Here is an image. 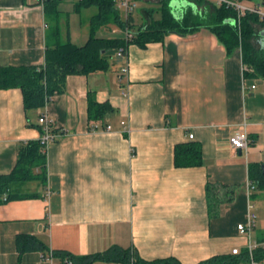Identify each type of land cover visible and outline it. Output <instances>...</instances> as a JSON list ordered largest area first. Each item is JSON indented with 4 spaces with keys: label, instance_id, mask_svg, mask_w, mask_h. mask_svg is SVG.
Masks as SVG:
<instances>
[{
    "label": "crops",
    "instance_id": "1",
    "mask_svg": "<svg viewBox=\"0 0 264 264\" xmlns=\"http://www.w3.org/2000/svg\"><path fill=\"white\" fill-rule=\"evenodd\" d=\"M171 8L178 17L202 9L189 0ZM151 10L143 11L147 21ZM47 17L41 0H0V65L45 64L56 42ZM252 43L264 47V28ZM244 65L241 48L228 51L203 27L129 44L107 70L68 76L42 108L26 110L20 88L0 89V176L15 167L21 143L41 137L42 114L65 131L47 149L46 185L25 190L39 195L0 204V264H73L55 251L87 255L114 245L146 260L197 264L261 246L264 188L249 167L264 166V77ZM91 96L109 104L100 118L89 119ZM237 130L248 134L247 150L230 144ZM191 142L201 145L203 163L177 166L176 147ZM251 214L250 234L240 232ZM20 233L46 248L20 253Z\"/></svg>",
    "mask_w": 264,
    "mask_h": 264
},
{
    "label": "trees",
    "instance_id": "2",
    "mask_svg": "<svg viewBox=\"0 0 264 264\" xmlns=\"http://www.w3.org/2000/svg\"><path fill=\"white\" fill-rule=\"evenodd\" d=\"M172 0H158L161 16L151 18L144 25H136L132 19L133 13L126 18L122 16L114 0H78L75 10L81 12L90 7H96L97 12L91 17L89 37L83 45L72 41L70 33L63 41L60 29L53 30L56 42L47 45L45 64L38 65H0V89L20 88L24 95L26 110L44 107L48 99L56 93L65 90L67 77L74 74H91L105 71L110 66V60L120 49H126L135 43L145 47L148 43L162 41L169 32L182 35L195 33L205 27L214 32L226 46L228 51L241 48L243 61L253 68L249 74L264 77V47L255 48L252 40L257 35V27L264 28V18L255 12L247 11L238 18L237 11L227 4H217L213 0H189L197 8H187L182 16H177L172 10ZM256 1L262 0H233ZM264 1V0H263ZM61 0H46L47 13L55 12L59 21L58 5ZM58 23V22H57ZM116 26L123 30L124 35L107 37L98 33L102 28ZM133 33V38L126 37L125 31ZM246 72V73H248ZM109 109L108 103H99L92 96L89 100V119H97ZM41 131H43L41 129ZM53 132L59 129L53 128ZM175 162L177 166H197L203 163L201 145L186 143L176 147ZM249 174L252 181H256L260 188H264V171L259 164H251ZM31 181L46 185L47 182V150L40 139L21 143L18 158L13 170L0 176V204L14 199L36 197V192L22 190V186ZM209 191L210 193L212 190ZM211 195V194H210ZM16 246L20 253L45 249L44 242L35 235L20 233L16 237ZM73 264H93L96 261H120L127 264H182L176 257L146 260L132 248H122L114 245L102 252L87 255H74L67 251H55ZM255 260L264 264V248L261 246L253 250ZM251 255L248 250L237 254H222L202 260L197 264H239L249 263ZM248 261V262H247Z\"/></svg>",
    "mask_w": 264,
    "mask_h": 264
},
{
    "label": "built area",
    "instance_id": "3",
    "mask_svg": "<svg viewBox=\"0 0 264 264\" xmlns=\"http://www.w3.org/2000/svg\"><path fill=\"white\" fill-rule=\"evenodd\" d=\"M46 0H41L43 4H45ZM116 2V6L120 11H123L126 16L129 14L133 13L137 6L138 2L137 0H114ZM215 3L221 5V4H227L229 6H232L238 14V18H240L242 15H244L247 11L250 12H255L259 14L262 18H264V6L262 4H257V3H252L250 1H233V0H213ZM126 37L129 39L133 38V33L129 30L125 31ZM125 49H120L117 51V54L122 56L124 53ZM128 67L125 66L122 68V73L127 72ZM244 70L245 71H253V68L244 65ZM51 100L48 99V102ZM39 123L42 126V134L41 137L39 138L42 145L44 146V149L47 150L49 145L56 141L57 138L64 134L65 131L59 130V132H53L52 129L54 128V120L50 118L46 113L42 114L39 117ZM107 128H111L110 125L107 126ZM190 138H193V134H190ZM230 144L236 148V149H241V150H247L250 144V138L248 134L243 131V130H237L234 134H232L229 138ZM255 215H250L248 218L247 223H241L238 225V229L242 233H247L250 234L253 226L255 225L254 222ZM262 247L264 248V243L262 244ZM249 252L251 255V260L249 261L248 264H259L257 260L253 257V246H250ZM232 253L237 254L239 253V250L236 248L232 251Z\"/></svg>",
    "mask_w": 264,
    "mask_h": 264
},
{
    "label": "rangeland",
    "instance_id": "4",
    "mask_svg": "<svg viewBox=\"0 0 264 264\" xmlns=\"http://www.w3.org/2000/svg\"><path fill=\"white\" fill-rule=\"evenodd\" d=\"M77 1L78 0H62L59 3V21L57 20L55 12L48 13L47 18L52 24V32L57 28V26L59 27L63 41L67 40L68 31H70L73 42L78 45H83L87 41L86 37L89 35V31H87V29L89 28L91 17L97 12V8L93 6L84 9L81 12H77L75 10V3ZM160 8V5L157 3H149L144 0H138V6L133 12L132 19L136 25H144L147 21L143 14L144 9H154L153 17L157 19L161 16ZM201 8L204 9L205 7L203 6ZM121 14L125 18L127 17L123 11H121ZM112 28L115 30L114 32L112 31ZM98 34L107 37H115L124 35V32L118 27L111 25L110 28H102ZM38 183L39 182L37 181L27 182L22 186V190L34 189Z\"/></svg>",
    "mask_w": 264,
    "mask_h": 264
},
{
    "label": "water",
    "instance_id": "5",
    "mask_svg": "<svg viewBox=\"0 0 264 264\" xmlns=\"http://www.w3.org/2000/svg\"><path fill=\"white\" fill-rule=\"evenodd\" d=\"M183 3H184V5L189 4L187 1H184ZM174 4H175V0H172L170 3V6H174ZM263 170H264V166H263Z\"/></svg>",
    "mask_w": 264,
    "mask_h": 264
},
{
    "label": "bare ground",
    "instance_id": "6",
    "mask_svg": "<svg viewBox=\"0 0 264 264\" xmlns=\"http://www.w3.org/2000/svg\"><path fill=\"white\" fill-rule=\"evenodd\" d=\"M248 262V261H247Z\"/></svg>",
    "mask_w": 264,
    "mask_h": 264
}]
</instances>
